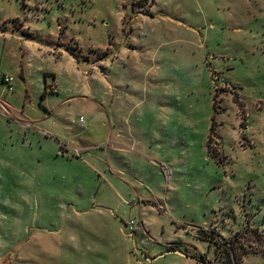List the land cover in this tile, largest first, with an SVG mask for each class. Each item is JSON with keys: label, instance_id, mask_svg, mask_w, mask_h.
Listing matches in <instances>:
<instances>
[{"label": "rangeland", "instance_id": "obj_1", "mask_svg": "<svg viewBox=\"0 0 264 264\" xmlns=\"http://www.w3.org/2000/svg\"><path fill=\"white\" fill-rule=\"evenodd\" d=\"M26 13L39 21L37 42L50 46L61 28L76 41L71 52L84 48L82 72L108 62L88 78L68 70L58 93L52 77L46 83L55 68L48 54L31 61L27 83L20 46L0 37V246H12L0 264H21L26 236L61 228L70 204L89 213L75 221L84 246L34 240L27 264H230L215 227L230 235L249 218L264 225V0H0V32L15 29L3 19ZM117 129L135 155L151 154L119 159L132 195L105 174L106 161L116 162ZM82 143L99 151L86 156ZM111 207L127 239L103 212ZM245 228L235 245L240 264L264 256Z\"/></svg>", "mask_w": 264, "mask_h": 264}, {"label": "crops", "instance_id": "obj_2", "mask_svg": "<svg viewBox=\"0 0 264 264\" xmlns=\"http://www.w3.org/2000/svg\"><path fill=\"white\" fill-rule=\"evenodd\" d=\"M28 9V12L30 14H34L32 12L33 8L29 7V6H25ZM37 22H39L38 20H36V17H32L30 18V15H27L24 18H16L14 19L13 23L10 22V19H3V23H10L12 24L15 29L12 30V32L9 34L8 32L6 33H2L0 32V37H7L11 38L13 41L17 42L18 45L20 46V53H21V62H22V66L19 70V75L21 76V78L23 80H25L27 83L30 82L31 76H30V72L32 70V64L31 61L35 58L36 55H40L42 56L41 58H43V56L47 55L48 58L52 61L53 66H55L53 71H49L48 73H46V83H47V77L50 76L52 77L54 80H57L58 77L60 78H65L66 74L69 71H76L80 76H82L83 78H88L90 76H93V72L98 70V67H100L101 65L103 66V63H107L108 61H103L101 59H98L96 61V63H94V65L92 66V72L91 73H87V72H82V64H81V59H79L80 55L83 53L84 48L81 47L79 44H77V47L73 48V52H71V47L73 46V44H76V41L74 40V38L68 36L67 33L64 32L63 29L58 28V31L55 33L54 38L57 40L55 41L53 44H51L50 46H46L45 44H41L40 42H37L34 37V34L32 33V27L34 24H36ZM85 26H87L88 28H92V25L90 23H84ZM122 28H125V20L123 21L122 24ZM6 29H8L6 27ZM67 39L66 41H64L63 39ZM89 49H91L92 51L94 49H101V48H96L95 45H92L91 47H89ZM77 52L79 54H77ZM94 53V52H92ZM78 58V59H77ZM108 65V64H106ZM61 68V69H59ZM108 69V68H106ZM6 76V75H5ZM10 79H11V84L13 85V90H14V78L13 76L9 75ZM103 84H105V88L107 89H112L111 91H113V93H115L114 91V86L112 85L111 82L108 81L107 79V74L104 75L103 77ZM58 84L59 81L57 80ZM5 84V83H4ZM59 87L60 84L58 85V89L57 92L59 93ZM112 96V95H110ZM119 99H116V96L113 97V100L111 102V111L110 113L113 114L114 118L116 120L119 119L120 116V109H118L117 106V101ZM102 102L105 104H108V97L106 96L105 99H102ZM104 106V104H103ZM121 130V129H120ZM119 129L116 130V146L114 147V153H115V161L116 162H109L106 161V167L107 168H112V171H109L106 168L105 174H109L110 179L112 181H116L121 187H123V189L129 193V195H132V187L130 185H125L122 184L120 181V178H124V173L123 171L120 169L121 164H119V159L121 157L127 156V157H132V159H142L146 162H148V158L151 154H148V151L144 148L141 149L142 153L140 154H136L129 148V146H127V144H125V140L124 137L122 135V132ZM66 132H68L69 130L66 129ZM44 133L43 135H48L46 134V132H42ZM50 137V136H49ZM65 142L66 140H64L63 138L59 137V141L58 142ZM60 148L63 149V144L59 143ZM65 146V145H64ZM66 147V146H65ZM82 148L86 153V156H90L92 153H96L99 150L97 149V147L93 144H85L82 143ZM57 158H61L63 160L67 159L66 155L61 152L58 153L56 155ZM69 157V156H68ZM150 164H152L153 166H155L156 162L154 160V158L151 156L150 157ZM77 161H81L80 159H77ZM114 168H119L118 171H115ZM107 176V175H106ZM115 199L113 200L115 202V205H113L114 207H116L117 210L120 209L119 204H116V200H121L122 194H120L118 191L115 192ZM117 198V199H116ZM106 214H108L111 217V220H113L116 225H117V231L122 235V237L126 238L125 236V225L123 224V222L121 223L120 221H118V217H117V211L114 210L112 207L106 208L105 211ZM249 208L246 206V203L243 205L242 208V213L243 214H248L249 215ZM89 213L87 211H85L84 208H80L78 206V204H70V211L68 210L67 214H66V223H63V225H61V228L55 229L54 226L52 227H47V226H42V228H39L37 231H33V233L25 238L24 242H28L26 244V246H22L21 250L18 253V257L19 260L21 262V264H27L29 258H31V254H29V248H33L34 245H36V243H34L33 241L36 240L37 244L39 245V247L41 248H46L48 247H53L54 249H58V248H71V247H81L82 245L84 246V241H83V236L81 235L82 232V228L81 226H77L78 224L75 223V221H79V218H86V216H88ZM243 217V216H242ZM246 219L245 222H243V224L237 228L234 232H232L230 235H226L222 229H220L219 227H215V230H217L221 236V238H225V239H229L231 237H233L236 233L239 232H243L241 231V229L246 226L248 228H245L246 231L247 230H258L263 238H264V225L262 227H256L255 224L252 223L251 219L249 218V220ZM127 223V222H125ZM245 223V224H244ZM66 224H69L68 230H66L67 226ZM41 227V226H40ZM27 228H31V225L28 224ZM26 228V229H27ZM244 229V230H245ZM31 232V229H30ZM64 232V233H63ZM85 232V231H84ZM67 237V239H66ZM23 242V243H24ZM1 244V243H0ZM11 244L5 245V246H0L2 247L3 251H0V261H2V259L5 257V255L7 254L8 250ZM61 252V250H60ZM249 256H260L261 257V262L260 264H264V256L261 254H248L247 256H245L243 258V261L241 262V264H246V259ZM36 262L33 261L31 262L32 264H34ZM52 263V262H51Z\"/></svg>", "mask_w": 264, "mask_h": 264}, {"label": "trees", "instance_id": "obj_3", "mask_svg": "<svg viewBox=\"0 0 264 264\" xmlns=\"http://www.w3.org/2000/svg\"><path fill=\"white\" fill-rule=\"evenodd\" d=\"M214 109H215V103H214ZM212 121L214 122V119L212 118ZM209 151V153H211V151L210 150H208ZM212 154V153H211ZM213 157H215V156H213ZM250 232H253L254 233V235H256L257 237H258V239H259V241H260V243L261 244H264V238H263V236H262V234L258 231V230H250ZM211 233H214L215 234V231H212ZM206 234V233H205ZM247 235L248 233H237V234H235L231 239H230V246L227 248L226 247V250H228V261H229V263L230 264H240V261H241V259H239V257L237 256V254H236V251H235V245H236V243L239 241V238H240V236L241 235ZM206 237V236H205ZM206 238H208L210 241H215L214 240V237H206ZM222 240H219L218 242H217V244H218V248L220 247V246H225V244H227L228 243V240L227 239H225V238H221ZM223 241V242H222ZM224 241H225V243H224Z\"/></svg>", "mask_w": 264, "mask_h": 264}, {"label": "built area", "instance_id": "obj_4", "mask_svg": "<svg viewBox=\"0 0 264 264\" xmlns=\"http://www.w3.org/2000/svg\"><path fill=\"white\" fill-rule=\"evenodd\" d=\"M3 82H4L6 85H8L10 91H13V85L11 84V79H10L9 76H5V77L3 78ZM57 85H58V83L54 80V85H52L53 89H56V88H57ZM221 240H222V239H221ZM222 242H223V241H222ZM224 243H225V241H224ZM222 246H223V245H222ZM225 246H226L227 248L230 246V239L228 240V243L225 244ZM227 264H228V263H227Z\"/></svg>", "mask_w": 264, "mask_h": 264}]
</instances>
